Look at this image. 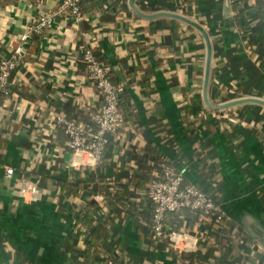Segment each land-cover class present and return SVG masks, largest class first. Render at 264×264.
Wrapping results in <instances>:
<instances>
[{
	"label": "crops",
	"instance_id": "0c3cea01",
	"mask_svg": "<svg viewBox=\"0 0 264 264\" xmlns=\"http://www.w3.org/2000/svg\"><path fill=\"white\" fill-rule=\"evenodd\" d=\"M132 1L137 11L128 0H85L76 21L59 0H0V63L20 54L0 94V264L82 262L90 234L73 224L85 207L106 254L176 264L171 240L151 235L155 169L137 168L141 154L158 150L225 215L166 212V233L201 264H264L243 224L250 214L264 226V0ZM41 15L49 24L29 29ZM85 47L125 84L131 118L96 165L66 148L54 118L63 111L87 122L101 103ZM194 97L197 114L184 110ZM58 180L97 182L122 202Z\"/></svg>",
	"mask_w": 264,
	"mask_h": 264
},
{
	"label": "built area",
	"instance_id": "2783aa9c",
	"mask_svg": "<svg viewBox=\"0 0 264 264\" xmlns=\"http://www.w3.org/2000/svg\"><path fill=\"white\" fill-rule=\"evenodd\" d=\"M79 0H59V9H67L74 20L79 21L82 17ZM51 20L49 15H41L29 29L41 30ZM87 73L91 76L94 84L101 94V103L89 112V122L79 120L66 115L63 111H56L55 122L63 128L65 133L64 145L73 154L86 153L91 157V163L100 162L108 134L116 133L123 125L125 119L118 106L119 93L124 88V83L112 79L111 67L100 60L91 47H85L81 56ZM20 59L18 49L15 54L0 63V91L5 92L8 82V74ZM153 164V161H150ZM76 169L78 162H71ZM161 173L152 179L147 187V196L153 211L151 216V231L153 238H159L164 233V216L168 211H176L181 208L200 209L205 214H211L213 219L223 221L225 215L219 202L193 183H184L183 173L175 168L166 159L159 163ZM14 169L10 165L5 166L6 175H12ZM176 250V264H199L193 257H182V252H187L185 247L177 244L172 234H167ZM99 264H118L110 255L104 254Z\"/></svg>",
	"mask_w": 264,
	"mask_h": 264
},
{
	"label": "trees",
	"instance_id": "16d2710c",
	"mask_svg": "<svg viewBox=\"0 0 264 264\" xmlns=\"http://www.w3.org/2000/svg\"><path fill=\"white\" fill-rule=\"evenodd\" d=\"M84 1L85 0H79V2H78L81 14H83L84 10L86 9L84 4H83ZM97 2L99 3V5L97 4ZM97 2H93L92 1V3L89 4L91 6V9L92 8H98V9L102 8V6H101L102 3L100 1H97ZM82 62L84 63L83 60H82ZM11 70L9 71V74H8V80H9V76H10ZM112 71H113V69L111 70V72ZM113 75H114V73H113ZM112 79L116 80L115 79V75H114V77H112ZM116 81H119V80H116ZM8 86H9V82H7L6 87H8ZM2 92L3 91H0V94ZM123 94H124V88L119 93L118 106H119V109L123 113L124 119L127 120V119H131V118H129V105H128L129 103H128V101H125L123 99ZM202 107L203 106H202V103L200 102V99L197 98V97H194V98H191V100L188 103H186V105L184 107V110L187 111V112L193 113V114H197V112H199V110L202 109ZM73 115L76 116L77 118L78 117H82L81 114L79 115L77 113H75V114L73 113ZM84 119L86 120V118H84ZM88 122H89V119H88V121L86 123H88ZM107 137H108V141H107V143L105 145L104 153L109 154V152L112 149L114 140L112 138V134H108ZM163 159H166L165 158V154L162 151H160V150L154 151L152 153L144 152L143 154H141L139 156L138 161H137L138 162L137 163V168L138 169H141L143 171H146V170L147 171H151L152 169H155V173L150 178L149 183L151 182L152 179H154V178H156L157 176L160 175L161 168H160L158 163L161 160H163ZM150 161H153V164L150 163ZM166 161L168 163H170L169 160L166 159ZM90 174H91V172H90ZM57 183L59 184V186L61 188H67L68 190H72V192H75L76 191V187H79L80 189H85V190H89V191H92V192H101L104 195V197L112 198V196H113L112 199H113V202H115V203L122 202L120 197H115L118 192H116V193L114 192L112 195H110V193L105 191L104 187L103 188L100 187V185L97 182H93L92 183V182H90L88 180H81V181H78V182L70 181V182L65 183V182H61V181L58 180ZM180 210H184V212L187 213L188 215L189 214L193 215V217L195 219H197L198 216H201V217H204V218H208V219H211V220L213 219L211 214H205L200 209L181 208ZM168 212H171V211H168ZM93 217H94V215L91 212V209H89L88 207H85V209L80 214H78L76 216V218H75V222L73 224L74 227H81L83 229L82 231H85L87 233V235L89 233L90 236H88V241H87V243H86V245L84 247V252H83L84 255H83L82 262L78 261V263H77L76 261H73L70 264H99L101 262L102 255L106 254L105 245L102 243L101 239L96 234L97 233V231H96L97 229H92ZM166 229L167 228H166L165 219H164V230H165V233L160 238H162L164 241L167 242ZM109 255H110V257L115 259L118 264H122V262L120 261V259L116 255H113V254H109ZM180 256H182V257H187V256L192 257V255L189 254V252H182L180 254ZM19 263H23L22 260H20ZM199 264H201V263H199Z\"/></svg>",
	"mask_w": 264,
	"mask_h": 264
},
{
	"label": "water",
	"instance_id": "95a60500",
	"mask_svg": "<svg viewBox=\"0 0 264 264\" xmlns=\"http://www.w3.org/2000/svg\"><path fill=\"white\" fill-rule=\"evenodd\" d=\"M129 5L137 11L136 7L133 4L132 0H128ZM229 0H225V5H228ZM123 79V77H122ZM243 224L246 229V231H249V234L254 237L255 240H257L264 248V226L258 222V220L251 216L250 214H247L244 216Z\"/></svg>",
	"mask_w": 264,
	"mask_h": 264
}]
</instances>
